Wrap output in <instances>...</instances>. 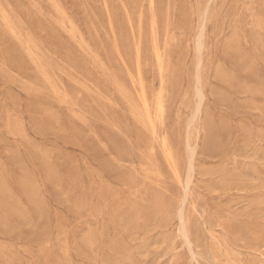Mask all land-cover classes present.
<instances>
[{"label":"rangeland","instance_id":"rangeland-1","mask_svg":"<svg viewBox=\"0 0 264 264\" xmlns=\"http://www.w3.org/2000/svg\"><path fill=\"white\" fill-rule=\"evenodd\" d=\"M0 264H264V0H0Z\"/></svg>","mask_w":264,"mask_h":264},{"label":"bare ground","instance_id":"bare-ground-1","mask_svg":"<svg viewBox=\"0 0 264 264\" xmlns=\"http://www.w3.org/2000/svg\"><path fill=\"white\" fill-rule=\"evenodd\" d=\"M199 52H200V51H199ZM200 83H201V82H200ZM198 90H199V89H198ZM198 96H199V93H198ZM200 96H201V95H200ZM200 96H199V97H200ZM198 115H199V114H198ZM193 150H194V148H193ZM195 151H196V149H195ZM191 152H192V151H191ZM195 153H196V152H195ZM192 155H193V153H192ZM191 166H192V165H191ZM190 169H191V168H190ZM193 172H194V171H193ZM190 174H191V173H190ZM192 177H193V175H192ZM188 178H189V177H188ZM190 182H191V181H190ZM187 187H189V184H188ZM188 191H189V189H188ZM182 223H183V222H182ZM187 241H189V240L187 239ZM192 252H193V251H192ZM195 257H196V256H195ZM195 257H194V258H195Z\"/></svg>","mask_w":264,"mask_h":264}]
</instances>
